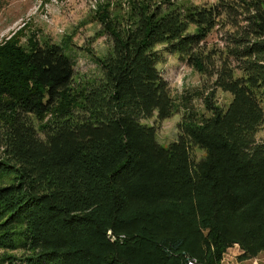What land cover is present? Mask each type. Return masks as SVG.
Here are the masks:
<instances>
[{"label":"trees","instance_id":"16d2710c","mask_svg":"<svg viewBox=\"0 0 264 264\" xmlns=\"http://www.w3.org/2000/svg\"><path fill=\"white\" fill-rule=\"evenodd\" d=\"M124 2L98 12L111 46L93 80L76 82L57 44H0V264H222L234 246L240 262L264 252V0ZM163 54L209 86L177 105ZM180 106L164 147L143 121Z\"/></svg>","mask_w":264,"mask_h":264},{"label":"rangeland","instance_id":"374dc122","mask_svg":"<svg viewBox=\"0 0 264 264\" xmlns=\"http://www.w3.org/2000/svg\"><path fill=\"white\" fill-rule=\"evenodd\" d=\"M181 5L198 6L215 0H175ZM121 5L124 0H0V44L15 39L18 45H26L28 40L40 44L53 43L61 46L74 64V79L84 83L100 76L99 59L110 49L111 42L101 35L98 12L108 6ZM217 40V34L208 37V42ZM167 81L172 98L181 105V95H190L209 82L190 67L179 62L176 57L163 54V61L157 66ZM215 100L219 106L226 107L231 96L217 91ZM192 105L200 113H205L202 100L192 98ZM181 106L170 118L155 122V119L143 121L153 125L157 141L168 146L177 136V125L181 120ZM264 113V107H263ZM257 141H264V122L256 134ZM1 254V251H0ZM18 255V252L10 253ZM240 250L234 246L225 253L222 264H264V252L257 258L240 262Z\"/></svg>","mask_w":264,"mask_h":264},{"label":"built area","instance_id":"2783aa9c","mask_svg":"<svg viewBox=\"0 0 264 264\" xmlns=\"http://www.w3.org/2000/svg\"><path fill=\"white\" fill-rule=\"evenodd\" d=\"M187 264H197L194 260H189Z\"/></svg>","mask_w":264,"mask_h":264}]
</instances>
